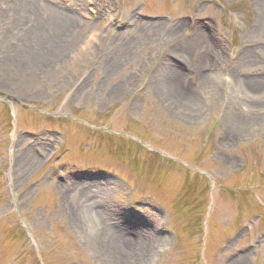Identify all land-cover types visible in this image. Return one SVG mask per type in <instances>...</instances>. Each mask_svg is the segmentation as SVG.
I'll return each instance as SVG.
<instances>
[{
	"label": "rangeland",
	"instance_id": "1",
	"mask_svg": "<svg viewBox=\"0 0 264 264\" xmlns=\"http://www.w3.org/2000/svg\"><path fill=\"white\" fill-rule=\"evenodd\" d=\"M107 232L264 264V0H0V264Z\"/></svg>",
	"mask_w": 264,
	"mask_h": 264
},
{
	"label": "bare ground",
	"instance_id": "2",
	"mask_svg": "<svg viewBox=\"0 0 264 264\" xmlns=\"http://www.w3.org/2000/svg\"><path fill=\"white\" fill-rule=\"evenodd\" d=\"M249 85L251 88L258 89L259 85L262 84L258 83ZM98 218H101V216ZM105 221H107V219ZM100 225L104 224L100 223ZM106 234L111 238H114L115 241L101 242L100 247H103V251L101 253L105 264H132L134 262V258H141L142 252H145V249L144 251H140L141 249L139 246L126 241L116 233L107 232Z\"/></svg>",
	"mask_w": 264,
	"mask_h": 264
}]
</instances>
